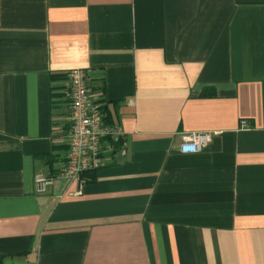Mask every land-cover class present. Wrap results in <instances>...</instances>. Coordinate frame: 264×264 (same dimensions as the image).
Returning a JSON list of instances; mask_svg holds the SVG:
<instances>
[{
	"label": "crops",
	"instance_id": "1",
	"mask_svg": "<svg viewBox=\"0 0 264 264\" xmlns=\"http://www.w3.org/2000/svg\"><path fill=\"white\" fill-rule=\"evenodd\" d=\"M72 69L123 143L40 194ZM0 264H264V0H0Z\"/></svg>",
	"mask_w": 264,
	"mask_h": 264
},
{
	"label": "built area",
	"instance_id": "2",
	"mask_svg": "<svg viewBox=\"0 0 264 264\" xmlns=\"http://www.w3.org/2000/svg\"><path fill=\"white\" fill-rule=\"evenodd\" d=\"M70 80L71 119L69 153L66 163L55 175L36 176V192L42 194L57 180L84 182L87 172L97 171L104 164V149L109 138L122 137L120 129L108 125L103 118L101 104L94 98L88 85V74L84 69L68 72ZM247 126L246 121L242 122ZM182 153H197L212 140V134L188 133L182 136Z\"/></svg>",
	"mask_w": 264,
	"mask_h": 264
},
{
	"label": "trees",
	"instance_id": "3",
	"mask_svg": "<svg viewBox=\"0 0 264 264\" xmlns=\"http://www.w3.org/2000/svg\"><path fill=\"white\" fill-rule=\"evenodd\" d=\"M108 142L111 144V147H113V148H116V147H118L119 145H121L123 143L122 142V137H119L117 140L109 138ZM87 173H89V172H87Z\"/></svg>",
	"mask_w": 264,
	"mask_h": 264
}]
</instances>
